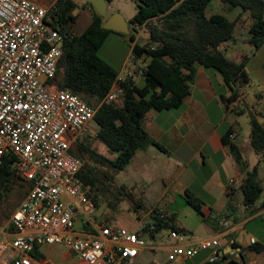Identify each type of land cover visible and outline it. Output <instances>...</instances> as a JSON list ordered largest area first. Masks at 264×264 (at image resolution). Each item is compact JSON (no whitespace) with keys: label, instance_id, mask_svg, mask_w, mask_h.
<instances>
[{"label":"trees","instance_id":"obj_1","mask_svg":"<svg viewBox=\"0 0 264 264\" xmlns=\"http://www.w3.org/2000/svg\"><path fill=\"white\" fill-rule=\"evenodd\" d=\"M213 1L136 0L137 11L132 23L137 34L138 27H143L148 37L144 43H139L136 33L130 31L129 36L134 42L133 62L138 68L134 75L128 72L122 76L98 55L109 33L115 32L104 28V16L89 3L95 9L92 20L83 32L76 34L73 31L78 19L74 13L75 1L55 0L51 11L55 25L64 35V43L57 72L47 84L52 91L68 89L96 108L94 123L97 131L92 139L102 143L112 154L110 157L100 153L89 138L79 139L73 145L72 154L84 161L79 177L88 189L87 197L90 198L91 194L96 197L101 193H109L110 197V193H115L119 195L115 204L125 198L133 200L126 186L114 184L115 175L128 166L139 150L157 146L167 152L147 131V115L150 111L171 110L183 104L190 94L196 65L213 68L222 75L230 90V95L223 98L227 106L243 94L244 87L250 82L246 73L249 57L244 56L237 62L229 59L222 48L234 39L239 18L230 20L221 12L209 14L213 11V7L210 8ZM221 1L231 7H240L251 16L253 22L249 28V42L254 50L259 49L264 44V0ZM136 75L143 78V86L137 84ZM117 82L122 90L120 101H107V94ZM246 112L250 116L251 144L264 159V124L248 108L237 114ZM223 140L230 143V135H225ZM232 153L242 167L243 157L235 144H232ZM15 162L16 156L7 154L0 164V200L6 198L15 184L24 187L27 183L17 174ZM240 188L246 212L242 217L244 219L264 208V200L261 201L264 191L257 176V167L247 171ZM232 191L229 188L227 193L231 195ZM188 202L202 214L197 198L189 195ZM153 211L148 212L151 218H155L152 234L164 227L184 231L167 221L166 214L163 217L159 209L154 208ZM240 220L236 219V222ZM151 221H147L145 230H148ZM254 249L261 251L263 248L257 244ZM32 255L36 256V251ZM223 260H226V254ZM208 264H221V261Z\"/></svg>","mask_w":264,"mask_h":264},{"label":"built area","instance_id":"obj_2","mask_svg":"<svg viewBox=\"0 0 264 264\" xmlns=\"http://www.w3.org/2000/svg\"><path fill=\"white\" fill-rule=\"evenodd\" d=\"M53 5L0 0V164L5 155L14 154L17 174L31 184L10 219L14 239L0 240V254L10 247L13 264H34L37 247L63 245L80 264H139L141 253L151 247L131 229L93 218L95 202L79 177L84 161L71 152L91 129L96 108L68 89L52 91L47 84L57 72L64 43ZM121 94L117 82L106 100L119 102ZM235 137L230 134V140ZM169 236L174 241L167 255L172 264L203 251H209L208 263L232 264L223 260L218 236L195 241L177 229H170ZM42 264L54 263L46 259Z\"/></svg>","mask_w":264,"mask_h":264},{"label":"crops","instance_id":"obj_3","mask_svg":"<svg viewBox=\"0 0 264 264\" xmlns=\"http://www.w3.org/2000/svg\"><path fill=\"white\" fill-rule=\"evenodd\" d=\"M38 1L42 5L55 2ZM212 3L221 10L213 9L209 14L221 12L230 20L239 18L234 39L225 43L222 48L231 60L240 62L244 56L249 57L246 64L249 84L244 87L239 100L227 106L223 98L230 95V90L222 75L213 68L196 65L192 73L190 94L183 104L171 110L150 111L147 115V131L167 152L157 146L137 151L128 166L116 173L114 184L118 187L126 186L133 200L150 198L153 209L157 206L167 208L166 220L184 229L183 232L191 237L190 230L178 222L176 213L170 211V206L175 205L178 198L184 199L191 206L188 202L189 195L197 198L202 211V214L198 213L206 222H210L211 227L207 229L205 236L195 241L218 236L228 262L264 264V208L242 219L246 212L240 188L247 171L257 167V176L264 191V159L260 158L251 144V125L248 133H243L240 120L248 112L237 114L248 108L264 124V94L261 90L264 88V44L254 50L249 42V28L253 20L248 13L221 0H214ZM143 30V27H138L137 38ZM185 72L191 74L188 70ZM140 78L137 84L141 87L144 80ZM248 86L256 89L254 93L257 97L247 92ZM231 133L236 134L235 139L225 143L224 136ZM232 144L242 154V167L235 160ZM101 145L103 150L99 152L107 155L108 149L102 143ZM24 187L28 191L30 183L27 182ZM229 188L233 189L231 195L227 193ZM263 200L264 192L261 201ZM11 216L0 226V240L9 243L14 239ZM239 218L241 220L236 222ZM252 238L256 243H251ZM257 244L262 245L261 251L254 249ZM173 246L174 241L168 235V242L149 245L151 249L143 252L164 250L168 253ZM34 251V264H42L46 259L52 260L54 264H80L78 258L77 262L71 261V252L63 245H43ZM208 256L209 251H203L195 258L184 260L180 264H208ZM14 257V251L9 247L0 254V264H13Z\"/></svg>","mask_w":264,"mask_h":264},{"label":"rangeland","instance_id":"obj_4","mask_svg":"<svg viewBox=\"0 0 264 264\" xmlns=\"http://www.w3.org/2000/svg\"><path fill=\"white\" fill-rule=\"evenodd\" d=\"M75 1V0H73ZM76 9L74 13L78 15V19L73 27V31L76 34L83 32L87 26L90 24L94 8L87 1H75ZM213 7L215 10H221L216 4H212L210 8ZM137 11L136 0H109L107 1V15L104 16L105 19H108L110 16L119 13L125 20L128 22L129 30L133 33L135 32L132 19L134 18ZM141 32V31H140ZM138 36V34L136 33ZM148 37V32L146 29L140 33V36L137 38L139 43H144ZM133 41L131 40L129 34H121L119 32H110L107 39L103 45L98 50V55L111 64L115 69H117L122 76H125L129 70H135L138 68V65L134 64L132 57V46ZM140 64H143L142 62ZM137 82L141 80L139 75L135 76ZM253 86L247 87V92H250L254 97L256 93ZM264 94V88L261 89ZM241 124L244 128L243 133L246 134L250 128V116L249 114H244L241 117ZM97 131V126L94 121L91 123V129L84 133L80 140L84 138H89L93 143V146L98 151L103 150V146L100 142L93 140ZM108 156L112 154L108 151ZM261 158V157H260ZM26 188L20 184H15L8 192L6 198L0 200V226L10 217L15 211L14 208L19 205V203L26 196ZM91 194V193H90ZM90 198L94 199L96 209L93 213V218L100 223L108 224L109 226L121 227L126 229H133L137 232L148 245L156 246L161 243V241L168 242V235L170 228L164 227L155 234L151 233L152 227L155 223V218L150 217L152 224L148 225V230H145L147 224V218L150 216L149 211L153 210V202L150 198L143 199H134L125 198L119 203L115 204L118 200V194L109 193L108 194H91ZM17 208V207H16ZM163 213H166L167 208L158 207ZM163 209V210H162ZM168 211V210H167ZM170 211L176 213V219L178 222L183 224L186 228L190 230L193 238L198 240L208 233V228L211 227L209 221H205L204 218L187 202L178 198L175 205L170 206ZM149 220V221H150ZM157 237V238H156ZM69 249V248H68ZM71 261L77 262V257L73 251H71ZM168 254L164 250H148L142 253L138 262L139 264H172L167 259ZM166 256V258H165Z\"/></svg>","mask_w":264,"mask_h":264},{"label":"water","instance_id":"obj_5","mask_svg":"<svg viewBox=\"0 0 264 264\" xmlns=\"http://www.w3.org/2000/svg\"><path fill=\"white\" fill-rule=\"evenodd\" d=\"M85 1L91 3L95 7L97 12L102 16L107 15V0H85ZM103 26L106 29H110L119 33H123V34L130 33L128 22L119 13H116L110 16L108 19H106ZM149 220L150 217L147 218V221Z\"/></svg>","mask_w":264,"mask_h":264}]
</instances>
